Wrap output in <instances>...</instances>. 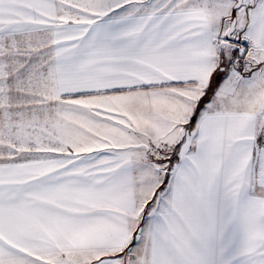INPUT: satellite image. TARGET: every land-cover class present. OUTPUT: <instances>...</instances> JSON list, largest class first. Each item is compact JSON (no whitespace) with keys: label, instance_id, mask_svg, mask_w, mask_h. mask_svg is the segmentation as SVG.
<instances>
[{"label":"snow or ice","instance_id":"6c2138e0","mask_svg":"<svg viewBox=\"0 0 264 264\" xmlns=\"http://www.w3.org/2000/svg\"><path fill=\"white\" fill-rule=\"evenodd\" d=\"M0 264H264V0H0Z\"/></svg>","mask_w":264,"mask_h":264}]
</instances>
